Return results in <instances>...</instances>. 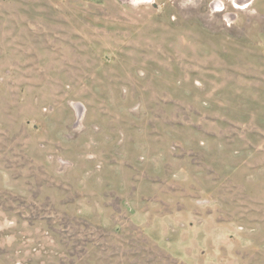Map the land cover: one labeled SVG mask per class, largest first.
I'll use <instances>...</instances> for the list:
<instances>
[{
    "label": "rangeland",
    "instance_id": "rangeland-1",
    "mask_svg": "<svg viewBox=\"0 0 264 264\" xmlns=\"http://www.w3.org/2000/svg\"><path fill=\"white\" fill-rule=\"evenodd\" d=\"M0 264H264V0H0Z\"/></svg>",
    "mask_w": 264,
    "mask_h": 264
},
{
    "label": "bare ground",
    "instance_id": "bare-ground-1",
    "mask_svg": "<svg viewBox=\"0 0 264 264\" xmlns=\"http://www.w3.org/2000/svg\"><path fill=\"white\" fill-rule=\"evenodd\" d=\"M247 1V0H246Z\"/></svg>",
    "mask_w": 264,
    "mask_h": 264
},
{
    "label": "crops",
    "instance_id": "crops-1",
    "mask_svg": "<svg viewBox=\"0 0 264 264\" xmlns=\"http://www.w3.org/2000/svg\"><path fill=\"white\" fill-rule=\"evenodd\" d=\"M234 19V18H233Z\"/></svg>",
    "mask_w": 264,
    "mask_h": 264
}]
</instances>
